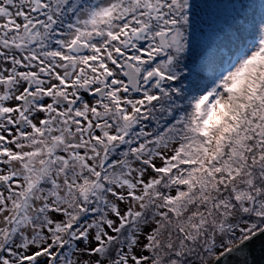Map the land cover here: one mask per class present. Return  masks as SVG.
<instances>
[{
    "label": "snow or ice",
    "instance_id": "6c2138e0",
    "mask_svg": "<svg viewBox=\"0 0 264 264\" xmlns=\"http://www.w3.org/2000/svg\"><path fill=\"white\" fill-rule=\"evenodd\" d=\"M260 233L264 0H0V264H230Z\"/></svg>",
    "mask_w": 264,
    "mask_h": 264
},
{
    "label": "water",
    "instance_id": "95a60500",
    "mask_svg": "<svg viewBox=\"0 0 264 264\" xmlns=\"http://www.w3.org/2000/svg\"><path fill=\"white\" fill-rule=\"evenodd\" d=\"M237 251L246 252V255H230L228 257L230 264H264V233L246 242Z\"/></svg>",
    "mask_w": 264,
    "mask_h": 264
},
{
    "label": "trees",
    "instance_id": "16d2710c",
    "mask_svg": "<svg viewBox=\"0 0 264 264\" xmlns=\"http://www.w3.org/2000/svg\"><path fill=\"white\" fill-rule=\"evenodd\" d=\"M219 251V250H218Z\"/></svg>",
    "mask_w": 264,
    "mask_h": 264
}]
</instances>
